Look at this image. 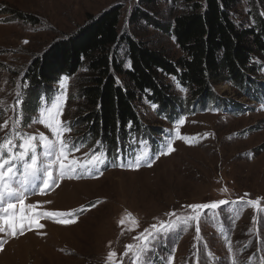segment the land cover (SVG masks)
<instances>
[{
    "label": "rangeland",
    "instance_id": "1",
    "mask_svg": "<svg viewBox=\"0 0 264 264\" xmlns=\"http://www.w3.org/2000/svg\"><path fill=\"white\" fill-rule=\"evenodd\" d=\"M142 2L144 0H0V124L13 115V100L17 85L24 83L25 68L44 56L55 44L72 37L92 18L119 7L121 34L134 36V31L138 36L152 35L155 30L151 25L140 21L142 26L139 27L143 30H138L137 24H131L132 14L143 10L159 19L160 15L166 16L173 10L172 7L169 10L167 3L177 5L180 10L185 4L183 0H167V3L158 0L161 4L153 11ZM249 2L239 0L235 11L249 15L252 9ZM260 7L257 3L264 19ZM248 24H252L251 16L248 17ZM25 40L29 43H23ZM120 57H123V51ZM128 63L124 56L125 69H129ZM263 68L264 65L259 63L257 77L261 76L259 81L262 84ZM81 72L84 70L80 69L78 75ZM78 75L68 76L67 99L61 119L72 124V134L66 133V136L78 144L83 143L84 147L73 154L82 158L96 144L89 142L76 125V118L79 117V100L76 97ZM116 80L120 83L118 78ZM168 80L177 98H186L187 91H179L172 77L169 76ZM27 89L23 91V104L20 106L23 111L22 130L29 134L45 132L50 135L42 125L32 124V120L44 103L40 98L45 94L54 95L58 84L53 82L44 86L35 94V103L32 101L34 94H27ZM248 91L250 97L240 95L237 87L228 81L212 89V102L218 100L221 110L246 106L248 111L245 113L223 114L212 106L207 109L206 105L196 111L188 110L179 132L193 140L191 144L175 139V124L161 120L148 102L140 101L137 113L142 124L162 131L163 140L172 131L176 150L170 155L160 156L151 167L144 166L133 171L111 165L119 162L117 156L131 154L136 144L122 141L121 147L118 141L113 149L107 145L102 147L110 152L103 175L64 179L59 187L47 194L30 195L26 199V203L32 204L39 201L38 211L68 212L83 206L85 210L78 215L77 222L63 225L41 219L43 229L28 231L17 238L5 237L8 243L0 252V264H105L109 251H115L119 259L125 245L133 242V236L157 222L154 218L166 220L165 213L173 210L179 213L182 205L221 199L237 203L221 206L214 216L209 212L207 217L202 218L200 239H196V222H192L187 230L173 233L166 246L151 254L155 264H166L170 254L173 255V264H229L231 256L238 264H258L259 261L264 264V113L250 110L256 105L253 101H264V87L259 85L256 91H251V88ZM4 108L8 110L3 111ZM261 109L264 111V108ZM5 130L0 131V137ZM148 143L153 151L162 145ZM222 188L228 191L221 193ZM241 198L245 202L261 198L259 208L240 203ZM97 201L101 203L95 208L90 207ZM125 210L138 219L139 228L121 235L122 226L117 221ZM229 214L234 216L230 219ZM215 217L219 226L230 230L227 243L232 245L231 252L221 242L218 231L216 235L212 228L210 220ZM37 231L43 235H37Z\"/></svg>",
    "mask_w": 264,
    "mask_h": 264
},
{
    "label": "trees",
    "instance_id": "2",
    "mask_svg": "<svg viewBox=\"0 0 264 264\" xmlns=\"http://www.w3.org/2000/svg\"><path fill=\"white\" fill-rule=\"evenodd\" d=\"M157 1L142 3L155 11L161 4ZM183 1L181 10L167 3L173 10L159 19L143 10L132 14L131 24H137L138 30H143L140 21L151 25L155 30L152 35L121 34L119 7L92 18L26 67L22 86L27 84L26 92L34 94L35 103V94L44 86L60 75L77 76L83 69L77 77L76 125L88 141L103 140L109 149L139 129L150 134L160 131L142 124L137 113L142 100L159 106L155 110L158 117H170L177 110L196 111L219 103L212 102V89L226 81L236 86L240 95L250 97L248 90L259 87V63L264 65V19L257 8L258 3L264 12V0H249V15L235 11L239 0ZM249 16L252 24H248ZM124 56L131 63L129 69L123 66ZM169 76L186 89L185 99L177 98Z\"/></svg>",
    "mask_w": 264,
    "mask_h": 264
},
{
    "label": "snow or ice",
    "instance_id": "3",
    "mask_svg": "<svg viewBox=\"0 0 264 264\" xmlns=\"http://www.w3.org/2000/svg\"><path fill=\"white\" fill-rule=\"evenodd\" d=\"M27 44L29 41L25 40ZM127 67H131L129 62ZM68 76H62L58 81V90L54 95L45 94L40 99L44 102L38 109V115L33 118L32 124H40L47 130L37 134H29L22 130L23 126V92L20 84L17 85L16 99L12 105L13 115L0 124V131L7 129L0 137V252L4 251L8 239L25 235L34 229H43L44 224L41 219L52 220L55 223L71 225L77 222L78 215L85 209L73 211H38L40 202L35 204L26 203L30 195H45L60 186L64 179L94 178L103 175L108 159L106 151L101 147V141H96V146L90 148L83 157L73 155L84 147L83 143H76L66 133H70L72 126L70 122L63 121L64 104L67 99L66 85ZM175 79V77H173ZM23 83V82H22ZM27 87V84H24ZM181 91L186 89L180 88ZM146 92L148 90H145ZM153 110L158 109V105L151 103ZM264 108V104H262ZM4 108L3 111H7ZM167 119V117H163ZM185 123L183 117L174 121L175 139L182 140L186 144L194 141L183 136L179 128ZM31 125H29L30 127ZM132 124L129 122V128ZM208 134L206 133L205 136ZM133 143L138 144V151L134 159L124 162L121 156H117L112 167L121 169L139 170L141 167H151L160 156H167L176 149L173 147L172 131L168 132L167 138L162 142L160 148L153 151L147 140L143 138H133ZM120 150L118 149V152ZM227 188L220 189L221 193H226ZM245 195H248L247 193ZM260 199L247 200L240 199V203L259 208ZM45 203H51L46 201ZM101 201L91 204L95 208ZM235 204L236 201L221 199L209 203H193L182 205L179 213L175 210L165 213L166 220L154 218L156 223H152L143 231L132 237V243L124 247V252L117 259L115 251H109L105 264H155L151 254L158 252L161 247L167 245L168 238L176 232L187 230L192 222H196V239H200V221L207 217L209 212L215 215V211L221 206ZM122 226L121 235L130 233L139 228L138 219L127 210L117 221ZM37 235L43 233L37 231ZM229 251H232L231 243H228ZM175 252V249L172 250ZM166 264H173V255L167 257ZM235 264V261H233Z\"/></svg>",
    "mask_w": 264,
    "mask_h": 264
},
{
    "label": "bare ground",
    "instance_id": "4",
    "mask_svg": "<svg viewBox=\"0 0 264 264\" xmlns=\"http://www.w3.org/2000/svg\"><path fill=\"white\" fill-rule=\"evenodd\" d=\"M71 76H72V75H71ZM75 116H76V115H75ZM50 227H51V226H50ZM54 230H56V232H59L58 229H56V228H55Z\"/></svg>",
    "mask_w": 264,
    "mask_h": 264
}]
</instances>
